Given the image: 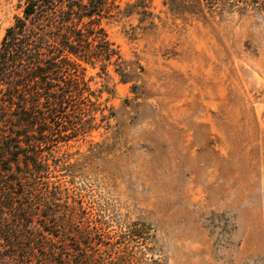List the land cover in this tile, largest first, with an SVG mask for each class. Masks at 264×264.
Returning <instances> with one entry per match:
<instances>
[{
    "label": "rangeland",
    "instance_id": "374dc122",
    "mask_svg": "<svg viewBox=\"0 0 264 264\" xmlns=\"http://www.w3.org/2000/svg\"><path fill=\"white\" fill-rule=\"evenodd\" d=\"M229 1L120 0L102 20L126 79L87 67L68 125L90 128L37 181L87 264H264V0ZM23 3L0 0V39Z\"/></svg>",
    "mask_w": 264,
    "mask_h": 264
},
{
    "label": "trees",
    "instance_id": "16d2710c",
    "mask_svg": "<svg viewBox=\"0 0 264 264\" xmlns=\"http://www.w3.org/2000/svg\"><path fill=\"white\" fill-rule=\"evenodd\" d=\"M119 1L24 0L0 39V264H87L81 239L65 246L48 228L52 215L44 212L55 193L38 196L37 181L51 183L52 147L90 128L68 125L71 102L92 94L87 67L112 65L126 79L125 61L101 24L120 12Z\"/></svg>",
    "mask_w": 264,
    "mask_h": 264
}]
</instances>
